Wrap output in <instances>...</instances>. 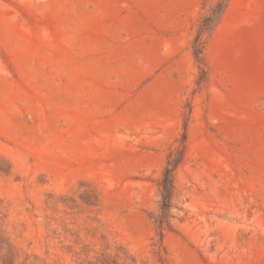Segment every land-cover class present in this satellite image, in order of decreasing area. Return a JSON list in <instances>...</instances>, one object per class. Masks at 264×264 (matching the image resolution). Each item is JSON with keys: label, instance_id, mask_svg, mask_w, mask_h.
<instances>
[{"label": "rangeland", "instance_id": "1", "mask_svg": "<svg viewBox=\"0 0 264 264\" xmlns=\"http://www.w3.org/2000/svg\"><path fill=\"white\" fill-rule=\"evenodd\" d=\"M0 264H264V0H0Z\"/></svg>", "mask_w": 264, "mask_h": 264}, {"label": "trees", "instance_id": "2", "mask_svg": "<svg viewBox=\"0 0 264 264\" xmlns=\"http://www.w3.org/2000/svg\"><path fill=\"white\" fill-rule=\"evenodd\" d=\"M212 16L209 15L200 24L201 31L193 42V54L199 64H203V45L200 41V35L207 29ZM183 157V149L176 150L175 153L170 151L167 156L166 165L163 168L158 179L157 185L159 189V207L158 214L153 218L159 230V240H162L164 226L169 227V219L173 217L172 210L175 207L176 191L174 185V172ZM11 260V259H9Z\"/></svg>", "mask_w": 264, "mask_h": 264}]
</instances>
